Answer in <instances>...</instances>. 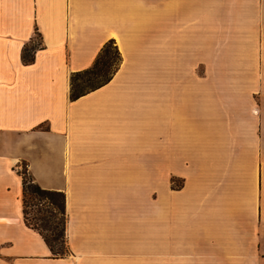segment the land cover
I'll use <instances>...</instances> for the list:
<instances>
[{
	"label": "crops",
	"instance_id": "1",
	"mask_svg": "<svg viewBox=\"0 0 264 264\" xmlns=\"http://www.w3.org/2000/svg\"><path fill=\"white\" fill-rule=\"evenodd\" d=\"M111 39L119 68L72 99ZM258 76L264 0H0V264H264V119L216 114L217 77ZM23 163L66 195L65 256Z\"/></svg>",
	"mask_w": 264,
	"mask_h": 264
},
{
	"label": "trees",
	"instance_id": "2",
	"mask_svg": "<svg viewBox=\"0 0 264 264\" xmlns=\"http://www.w3.org/2000/svg\"><path fill=\"white\" fill-rule=\"evenodd\" d=\"M37 36L40 37L41 34L37 32ZM40 42L37 44H27L23 50L22 58L24 63L30 64L35 60V50L39 48ZM122 56L121 53L115 44L113 39L109 40L98 57L96 58L94 64L85 70L76 72L72 75V86H71V98L76 99L81 95L85 94L88 91L96 89L101 85L107 83L112 77L113 74L119 68L121 63ZM116 61L115 67L109 72H105V67H109L112 65V62ZM80 79L81 82L76 83V80ZM24 169L19 170V172L23 176V185H24V218L25 222L39 230V232L43 235L47 244L51 248L54 256L61 257L65 256L68 252V246L66 242V195L62 191L49 190L42 188L39 184L34 182L33 177L29 174L28 166L26 163H23ZM29 199H36L38 202H42L43 200H48L54 210H55V218L57 220L51 221L49 218L40 217L43 221V225L46 229H50L51 233L48 234L40 228V226L29 219L28 217V206ZM37 204V203H34Z\"/></svg>",
	"mask_w": 264,
	"mask_h": 264
},
{
	"label": "rangeland",
	"instance_id": "3",
	"mask_svg": "<svg viewBox=\"0 0 264 264\" xmlns=\"http://www.w3.org/2000/svg\"><path fill=\"white\" fill-rule=\"evenodd\" d=\"M39 42V41H38ZM32 43L33 44H37ZM116 61L112 62V65L109 67H105V72L109 73L116 65ZM223 77H217V91H216V114L217 116L224 117L225 115L229 116L230 119H252V115H254V119H264V76H258V77H252L253 81L248 82L245 81L242 86L236 85L232 88L234 90H239L236 92H225L226 90H229V87L223 88ZM246 79V78H244ZM221 80V81H220ZM81 82L80 79L76 80V83ZM249 85H251V88L253 91L245 93V88L249 89ZM245 87V88H244ZM244 90V91H242ZM238 92H241L238 93ZM250 95V99L246 98L245 95ZM238 95V97H237ZM246 95V96H247ZM232 105V107L230 106ZM249 104L254 106L252 108L249 107ZM230 106V107H229ZM254 108L256 110L254 111ZM21 170L24 169V166L22 165ZM174 185L179 186L181 184L180 179H173ZM37 203V204H34ZM28 217L33 222H36L40 228L45 230L46 233L50 234L51 230L46 229V227L43 225V221L39 219L40 217L49 218L51 221L57 220L54 216V208L52 204L48 200H43L42 202H38L36 199H29V206H28Z\"/></svg>",
	"mask_w": 264,
	"mask_h": 264
}]
</instances>
